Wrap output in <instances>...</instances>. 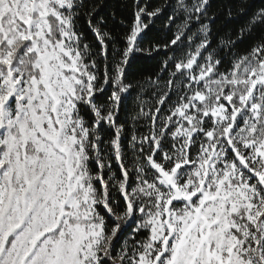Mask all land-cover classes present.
Wrapping results in <instances>:
<instances>
[{"label":"snow or ice","instance_id":"1","mask_svg":"<svg viewBox=\"0 0 264 264\" xmlns=\"http://www.w3.org/2000/svg\"><path fill=\"white\" fill-rule=\"evenodd\" d=\"M0 264H264V0H0Z\"/></svg>","mask_w":264,"mask_h":264},{"label":"trees","instance_id":"2","mask_svg":"<svg viewBox=\"0 0 264 264\" xmlns=\"http://www.w3.org/2000/svg\"><path fill=\"white\" fill-rule=\"evenodd\" d=\"M158 3H162L163 0H157ZM230 0H211L212 3V11L214 12H220L225 8V5L228 4ZM231 2L235 3V0H231ZM254 2L259 5L261 3V0H254ZM242 22V21H241ZM237 25H234V27ZM248 42H245V44L240 45V49L244 50L247 47ZM150 63H155V61H152Z\"/></svg>","mask_w":264,"mask_h":264}]
</instances>
